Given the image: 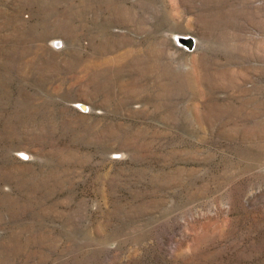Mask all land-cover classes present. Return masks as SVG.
Instances as JSON below:
<instances>
[{
    "label": "rangeland",
    "instance_id": "1",
    "mask_svg": "<svg viewBox=\"0 0 264 264\" xmlns=\"http://www.w3.org/2000/svg\"><path fill=\"white\" fill-rule=\"evenodd\" d=\"M0 264H264V0H0Z\"/></svg>",
    "mask_w": 264,
    "mask_h": 264
},
{
    "label": "bare ground",
    "instance_id": "2",
    "mask_svg": "<svg viewBox=\"0 0 264 264\" xmlns=\"http://www.w3.org/2000/svg\"><path fill=\"white\" fill-rule=\"evenodd\" d=\"M184 43L188 44V45H192L193 44V40L188 38V39H184Z\"/></svg>",
    "mask_w": 264,
    "mask_h": 264
}]
</instances>
